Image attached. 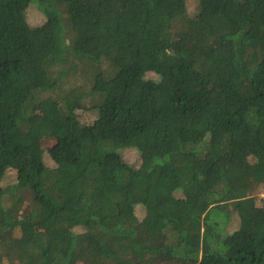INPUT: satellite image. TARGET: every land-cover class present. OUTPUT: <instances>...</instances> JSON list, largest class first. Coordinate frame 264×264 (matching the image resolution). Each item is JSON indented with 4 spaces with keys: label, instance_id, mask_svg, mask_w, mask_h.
<instances>
[{
    "label": "trees",
    "instance_id": "obj_1",
    "mask_svg": "<svg viewBox=\"0 0 264 264\" xmlns=\"http://www.w3.org/2000/svg\"><path fill=\"white\" fill-rule=\"evenodd\" d=\"M188 1L0 0V264H264V0Z\"/></svg>",
    "mask_w": 264,
    "mask_h": 264
},
{
    "label": "rangeland",
    "instance_id": "obj_2",
    "mask_svg": "<svg viewBox=\"0 0 264 264\" xmlns=\"http://www.w3.org/2000/svg\"><path fill=\"white\" fill-rule=\"evenodd\" d=\"M196 8V3L194 0H189L188 1V9L189 11H193L194 9ZM40 15L41 12H39L37 9L35 8H30V11H29V20H30V23L32 24H37V22L40 20ZM180 43H183V44H188V42L190 40L186 39V38H178L177 39ZM71 71V70H70ZM70 71L69 73H66V77L64 80V84L68 85V84H73L71 82H73V76H72V73L70 74ZM77 71V70H76ZM72 76V77H71ZM149 78H153V79H156L157 77L153 74V73H150L148 75ZM68 83V84H67ZM44 96L45 95H49V93H43ZM79 117L81 118V120L83 122H91L94 118H95V112L93 111H89V110H83V111H80L79 113ZM120 154L122 155V157L127 161L129 162L130 164L138 167L140 164H141V157L139 155V153L137 152L136 149H133V148H128V149H123L120 151ZM46 160L48 163H51V157L50 155L46 154ZM228 165H235L236 162L235 160H230V161H227L226 162ZM16 181V170H13V169H10L7 173V176L5 177L4 179V184H7V183H13ZM24 199L26 200L27 202V206H30L32 204V199H33V194L32 192L28 189V188H25L24 190H21L19 191ZM181 192H178L177 195H180ZM264 197V187L260 188V190L258 191L257 193V198L258 200L260 201V198ZM137 213L139 215H142V211L140 208H138L137 210ZM238 222V219L237 217L235 216L234 217V220L231 224V228L230 230H233L236 228L237 226V223ZM14 235H19V232H14ZM17 237V236H16Z\"/></svg>",
    "mask_w": 264,
    "mask_h": 264
}]
</instances>
